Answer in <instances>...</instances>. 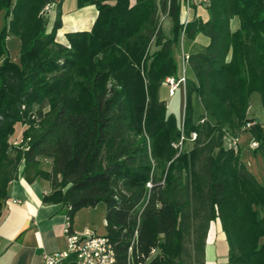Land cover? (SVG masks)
Wrapping results in <instances>:
<instances>
[{
  "label": "trees",
  "instance_id": "1",
  "mask_svg": "<svg viewBox=\"0 0 264 264\" xmlns=\"http://www.w3.org/2000/svg\"><path fill=\"white\" fill-rule=\"evenodd\" d=\"M49 1L0 0V212L23 163L28 180L50 181L44 201L61 202L70 223L104 202L114 264H204L215 219L228 264H264V181L224 145L248 132L264 160V121L247 115L253 91L264 106V0H208L207 20L186 23L184 0H79L95 3L98 15L89 31L67 34L69 46L55 41L59 12L46 31L40 10ZM162 14L172 20L170 37ZM182 32L208 42L187 56L196 82L184 81L179 124L159 88L176 78ZM9 34L20 40L17 60ZM194 91L214 122L205 114L193 122ZM16 123L25 125V145L11 144ZM193 131L189 149L174 146Z\"/></svg>",
  "mask_w": 264,
  "mask_h": 264
},
{
  "label": "crops",
  "instance_id": "2",
  "mask_svg": "<svg viewBox=\"0 0 264 264\" xmlns=\"http://www.w3.org/2000/svg\"><path fill=\"white\" fill-rule=\"evenodd\" d=\"M105 1L114 2V0ZM134 3L135 0H129L130 5ZM48 5L46 31L51 30L59 12L61 24L56 30L55 41L66 46H69L68 33L89 31L98 15V8L92 2L81 4L79 0H50ZM168 17L167 14H162L160 22L162 18L168 20ZM194 17L207 20L206 6L192 3L186 8L184 3L181 7V20L189 21ZM231 27L232 29L238 27L236 18H232ZM207 42L208 37L204 34L198 33L192 39L185 32L180 33L177 43L173 45V53L177 63L176 78L184 77V79H191L196 82L194 73L187 62V56L204 52ZM19 44L18 38L12 42V50H9V53L13 60H17ZM166 86L167 92L162 89ZM168 88V84L163 81L159 88V97L165 101L167 112L172 113L177 122L181 124L185 97L184 82L180 83L173 94H169ZM191 105L193 122H197L200 114H205L209 121L214 122L212 115L205 111L199 95L195 91L191 93ZM260 121L262 122L264 119ZM240 147L243 152L241 159L259 181H264V161H262L261 155L254 153L247 146L242 145ZM251 160H256V163L254 164ZM51 165L49 158L40 160V168L42 169L49 171ZM22 169L23 163L19 166L16 178L8 185V196L0 212V264H43V253L66 247L64 226L66 225L67 214L64 205L61 202L44 201V196L49 195L52 191L50 181L40 176L28 180ZM97 205L83 207L74 214L71 219L73 231L80 233L85 228H89L100 234L106 232L105 207L103 212L104 231L98 232L96 228H91L89 225L92 212ZM204 264H228V244L218 219L211 221L206 235Z\"/></svg>",
  "mask_w": 264,
  "mask_h": 264
},
{
  "label": "built area",
  "instance_id": "3",
  "mask_svg": "<svg viewBox=\"0 0 264 264\" xmlns=\"http://www.w3.org/2000/svg\"><path fill=\"white\" fill-rule=\"evenodd\" d=\"M186 8L193 4H207L208 0H184ZM49 9L48 3L40 10V14L47 15ZM184 23L187 20L183 21ZM168 84L169 94H173L180 83L184 82V77L174 78L172 76L166 77L164 80ZM32 117H36L32 115ZM251 122L247 123L249 126ZM196 137V132H191L189 139L192 141ZM186 137L182 134L180 139L174 146L181 149L183 141ZM227 147L234 150L239 146L238 137H225ZM20 139L14 137L11 140L12 145H19ZM258 142L251 138L249 141L250 148L254 149ZM26 147V146H25ZM149 185V183H148ZM64 233L66 236V247L61 250L52 252H45L42 255L43 264H114L115 255L112 243L109 241L105 234L97 233L93 229L85 228L82 232L78 233L72 230L70 219L67 215L66 225L64 226Z\"/></svg>",
  "mask_w": 264,
  "mask_h": 264
},
{
  "label": "rangeland",
  "instance_id": "4",
  "mask_svg": "<svg viewBox=\"0 0 264 264\" xmlns=\"http://www.w3.org/2000/svg\"><path fill=\"white\" fill-rule=\"evenodd\" d=\"M161 24H162L161 26H162V30H163L164 35L166 37H170L172 35V20H171V18L168 17V20L165 19V18H162ZM16 38H18V37H16L15 35H12V34H9V38H7V46H8L10 51L12 50V42ZM150 49L151 50L155 49L153 44H151V48ZM162 89H165L166 92H167V86L163 87ZM169 97H171V96H169ZM47 108L48 107L46 106L43 110L45 111V110H47ZM247 115H249V116L253 115L255 118L260 119V120L264 119V106H262L260 93L257 92V91H253L250 94V96H249V108L247 110ZM178 123L180 124V122H178ZM24 129H25V125H23V124L20 125L18 123L15 124L14 135L18 139H20L19 145H25L27 140H28V138L24 139V137H23V130ZM227 137H230V136L227 135ZM238 137H239V140H238L239 146L237 147L236 152L239 153L240 156H241V155H243V152H242V149H241L240 146L244 145V146H247L250 149V146H249L248 142L250 140V137H252V135L250 133H248V132H243ZM191 145H192V141L189 139V136H188L183 141L181 149L187 150V149H189L191 147ZM224 145L227 147L226 139L224 141ZM251 161L254 164L256 163V160H251ZM262 161H264V160H262ZM97 204L98 205L96 206V209L93 210V212H92V218H91V221H89V225H90L91 228H96V230L98 232H103L104 231L103 212H104L105 204H104L103 201H100ZM262 241H264V239H262Z\"/></svg>",
  "mask_w": 264,
  "mask_h": 264
}]
</instances>
